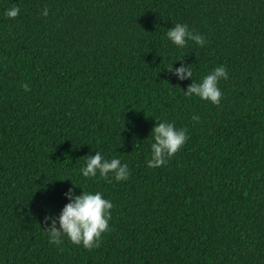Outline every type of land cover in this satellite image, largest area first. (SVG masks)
Segmentation results:
<instances>
[{
	"label": "trees",
	"instance_id": "obj_1",
	"mask_svg": "<svg viewBox=\"0 0 264 264\" xmlns=\"http://www.w3.org/2000/svg\"><path fill=\"white\" fill-rule=\"evenodd\" d=\"M182 62L226 68L218 105ZM158 121L188 139L148 168ZM96 150L129 178L84 177ZM69 187L113 204L91 249L49 243ZM0 264H264V0H0Z\"/></svg>",
	"mask_w": 264,
	"mask_h": 264
},
{
	"label": "clouds",
	"instance_id": "obj_2",
	"mask_svg": "<svg viewBox=\"0 0 264 264\" xmlns=\"http://www.w3.org/2000/svg\"><path fill=\"white\" fill-rule=\"evenodd\" d=\"M19 14L18 8L7 11L9 17H16ZM48 15V9L45 8L42 13ZM167 39L177 48H183L191 40L199 46H204L205 38L199 33H193L189 30L187 24L176 23L167 33ZM183 57L175 61H182ZM190 64L181 63L179 67L173 68V63L166 70L174 74L179 81L192 78V83L184 89V95L197 97L201 100L210 101L213 104H219L222 92L219 82L228 79V71L223 65L215 67L200 81H193V72ZM193 119H199L193 116ZM150 135L152 142L150 144V158L147 159L148 168L160 167L167 163L168 158L172 157L185 144L188 139L187 129H177L174 124L166 121H158L152 128ZM84 177H100L111 182L127 180L130 170L127 163H121L119 158L107 159L100 151L96 150L94 155H86V161L81 168ZM73 185H76L73 183ZM78 186V185H76ZM83 191L77 194L75 187H69L63 193L68 201L60 211L59 216L46 215L45 222L48 224L47 235L49 243L60 245L63 237H67L73 244L83 245L85 248L95 247L102 234L110 231L109 220L111 219L110 210L113 207L112 202L105 198L99 191Z\"/></svg>",
	"mask_w": 264,
	"mask_h": 264
}]
</instances>
